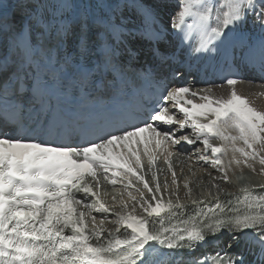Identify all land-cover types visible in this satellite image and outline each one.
I'll use <instances>...</instances> for the list:
<instances>
[{
    "label": "snow or ice",
    "instance_id": "obj_1",
    "mask_svg": "<svg viewBox=\"0 0 264 264\" xmlns=\"http://www.w3.org/2000/svg\"><path fill=\"white\" fill-rule=\"evenodd\" d=\"M202 63L226 94L195 90ZM248 68L264 73V0H0V264H264V183L223 199L213 184L186 210L170 160L199 142L222 182L233 165L264 175V110L237 91ZM69 76L100 80L99 115L61 109ZM102 182L134 188L131 210Z\"/></svg>",
    "mask_w": 264,
    "mask_h": 264
},
{
    "label": "bare ground",
    "instance_id": "obj_2",
    "mask_svg": "<svg viewBox=\"0 0 264 264\" xmlns=\"http://www.w3.org/2000/svg\"><path fill=\"white\" fill-rule=\"evenodd\" d=\"M131 8H132V0H129V12L131 13ZM219 92H225L226 94V90L225 89H219ZM174 164L177 167L178 170V174L180 178H185V173L188 174H193L191 175L189 178H187V183L189 185V187L192 189V195L191 197H187L185 195L186 193V189L184 188V183L182 186L179 187V196L180 198H182L184 201L180 202L183 203L186 206V210H190L192 205H191V200L192 199H205V201H208L210 199H212V197H210L208 194L209 192H211L213 194V196L216 195L217 189L213 187V185H211V183L213 184H219L220 188L222 189V191H220V197L223 199L227 196H229L230 194L235 193V191L237 190L238 187L242 186L243 184L246 183H250V184H259V183H264V175H257L255 178H250L245 172L249 171L247 170V168L243 169V180L238 181L236 179V177L241 175V171L239 168H235L229 171V176L231 179V183H225L222 182L220 180V173L216 174L215 173V169L212 168L211 166L205 167L204 166H197L194 162L193 158L186 159V157L184 156H180V158H178L177 160H174ZM177 163L179 165H177ZM190 165H193L196 169H199L200 173H192V171H190L188 168ZM192 168V167H191ZM234 168V165H233ZM257 170H259V167H257ZM198 172V170H197ZM249 173V172H248ZM216 176V177H214ZM227 187V189H225L224 187ZM171 190V189H170ZM175 198V197H172ZM140 210L139 207H137V211ZM141 211V210H140ZM114 229V228H113Z\"/></svg>",
    "mask_w": 264,
    "mask_h": 264
},
{
    "label": "rangeland",
    "instance_id": "obj_3",
    "mask_svg": "<svg viewBox=\"0 0 264 264\" xmlns=\"http://www.w3.org/2000/svg\"><path fill=\"white\" fill-rule=\"evenodd\" d=\"M192 167V168H191ZM256 167H259V165L257 164L256 165ZM236 168V166L234 165V168L233 169H235ZM190 171H192V173H197V174H199L200 172V170L199 169H196L193 165H190L189 166V168H188ZM197 170H198V172H197ZM235 170H238V169H235ZM248 170V169H247ZM247 172H250V171H247ZM215 173L216 174H219L217 171H216V169H215ZM251 173V172H250ZM251 174H253V173H251ZM190 175H193V174H190ZM219 175H221V174H219ZM253 175H255V174H253ZM214 177H216V176H214ZM186 181H187V179H186ZM183 185V183H179V186H182ZM211 185H213V183H211ZM170 188H175V186L174 185H171L170 186ZM225 189H227V187L225 186L224 187ZM135 195V194H134Z\"/></svg>",
    "mask_w": 264,
    "mask_h": 264
}]
</instances>
